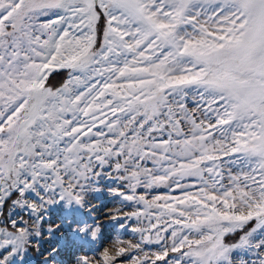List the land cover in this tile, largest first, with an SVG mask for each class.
<instances>
[{
    "label": "snow or ice",
    "instance_id": "snow-or-ice-1",
    "mask_svg": "<svg viewBox=\"0 0 264 264\" xmlns=\"http://www.w3.org/2000/svg\"><path fill=\"white\" fill-rule=\"evenodd\" d=\"M0 264H264V0H0Z\"/></svg>",
    "mask_w": 264,
    "mask_h": 264
},
{
    "label": "rangeland",
    "instance_id": "rangeland-1",
    "mask_svg": "<svg viewBox=\"0 0 264 264\" xmlns=\"http://www.w3.org/2000/svg\"><path fill=\"white\" fill-rule=\"evenodd\" d=\"M57 215H60V212L54 210V211H53V216H54V218H55Z\"/></svg>",
    "mask_w": 264,
    "mask_h": 264
}]
</instances>
